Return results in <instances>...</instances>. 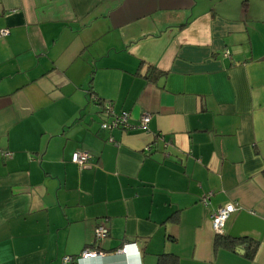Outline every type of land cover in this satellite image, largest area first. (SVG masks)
<instances>
[{"label": "crops", "instance_id": "crops-1", "mask_svg": "<svg viewBox=\"0 0 264 264\" xmlns=\"http://www.w3.org/2000/svg\"><path fill=\"white\" fill-rule=\"evenodd\" d=\"M0 30V264H264V0H0Z\"/></svg>", "mask_w": 264, "mask_h": 264}, {"label": "built area", "instance_id": "built-area-1", "mask_svg": "<svg viewBox=\"0 0 264 264\" xmlns=\"http://www.w3.org/2000/svg\"><path fill=\"white\" fill-rule=\"evenodd\" d=\"M7 30H0V38L5 37L7 35ZM226 57L228 56V53L224 54ZM92 102H98V100L95 97L91 98ZM103 113L105 116L109 117V122H103L100 126L102 130H113L118 129L121 131H128L130 129L139 128L141 130L145 129L149 123L150 117L147 114H144L141 116L139 124L137 126H132L130 123V116L128 113L123 112L119 115H115L112 111V108L110 105H105L103 109ZM111 141V140H110ZM0 155L5 158L9 159L12 157V153L9 151H3L0 150ZM91 159L90 155L86 152L82 151H75L71 155V162L79 167L80 169L85 167L89 160ZM206 197L202 200V203L206 205ZM238 211V206L235 204H228L225 205L219 209H217L215 212L211 214V228L215 236H223L224 234V226L229 217ZM108 235V230L103 226L99 225L94 229V240L100 241L102 239H105ZM130 245L126 244L121 247V249L118 251V253L125 254L126 253V247ZM97 256L104 257L105 254L98 252L97 250L92 249H85L81 255L79 256V260H85L90 258H95ZM74 259L70 257H66L63 259L64 263H70L73 262Z\"/></svg>", "mask_w": 264, "mask_h": 264}, {"label": "trees", "instance_id": "trees-1", "mask_svg": "<svg viewBox=\"0 0 264 264\" xmlns=\"http://www.w3.org/2000/svg\"><path fill=\"white\" fill-rule=\"evenodd\" d=\"M217 237H218V239H220V240H222V241H224V239H225V240H227V241L231 242V241H230V240H228V238H226L225 236H220V237H219V236H217ZM224 242H225V241H224ZM230 244H232V243H230ZM253 253H254V252H251V253H249V254H248V256H249V258H250V259L252 258V256H253Z\"/></svg>", "mask_w": 264, "mask_h": 264}]
</instances>
